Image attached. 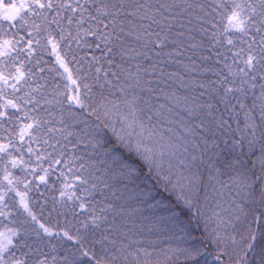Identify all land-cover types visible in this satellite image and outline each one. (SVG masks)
I'll use <instances>...</instances> for the list:
<instances>
[{"label":"snow or ice","instance_id":"1","mask_svg":"<svg viewBox=\"0 0 264 264\" xmlns=\"http://www.w3.org/2000/svg\"><path fill=\"white\" fill-rule=\"evenodd\" d=\"M49 46L73 87L38 82ZM54 171L99 231L88 264H264V0H0V218L18 197L38 223L27 193ZM21 235L0 230V264H28Z\"/></svg>","mask_w":264,"mask_h":264},{"label":"trees","instance_id":"2","mask_svg":"<svg viewBox=\"0 0 264 264\" xmlns=\"http://www.w3.org/2000/svg\"><path fill=\"white\" fill-rule=\"evenodd\" d=\"M36 60L40 61L39 67L45 69L43 73L44 78L39 79L38 82L44 83L45 80L48 82L49 89H46V91L57 85L61 91L64 90L65 86H68L69 88L73 87L68 82L66 75L61 77L56 72L49 71V69L54 66L57 68L59 67L56 63V56L52 52L50 46L47 51L41 50L39 52V54L32 61L33 65ZM69 67L73 69L75 68L74 65H70ZM35 71L38 73L39 69H35ZM60 71L62 72L63 69H60ZM167 71L183 70L177 65H171L167 68ZM94 91H98V89H94ZM45 167H47V164H45ZM16 174L20 175L18 170L16 171ZM57 175L58 171H54L48 177L47 185L39 184V187H37L38 182L33 183L31 191L27 193L30 200L31 210L36 215L38 223L32 222L30 217L26 218V214L23 213V209L19 207V198L17 197L15 205L11 208V215L0 218V230H4L6 228H19L21 230L22 235L15 241V243L20 245V247H18L15 251L18 257L21 259H27L28 264H35L36 261L42 258L41 254L46 256L49 261H52L53 258L60 261L67 257L69 261L78 260L80 261V264H88V257L81 256V252L83 250H88L90 254L95 253L97 258L104 255L101 245L95 243V241L99 239V231H97L94 235L91 231L88 233L84 232L81 227V222L86 218L88 213L81 214L78 203L76 204L75 209H73L71 203L63 209L59 208L56 202L60 198L59 189L62 186V180H57ZM206 177L207 172H205V178ZM222 177L225 180L228 179L227 175ZM211 185L212 184H209V187H211ZM20 191H24L23 186L20 187ZM11 195L15 196V193H12ZM105 195L110 196V193H106ZM103 199L104 197L97 193L91 203L96 204V201H101ZM229 199L230 197L228 196L225 198L224 202H228ZM11 203L12 202L10 201V204ZM118 203H123V201ZM100 206L101 205H97V210ZM5 211L8 212V209H5ZM144 214L148 215L147 212ZM113 219V214L109 213V222H112ZM115 220L117 224H122L124 223L125 218L117 216L115 217ZM40 223H43L46 227L52 228L55 232H61V236H47L43 230L39 228ZM136 223H139V220H137ZM103 227H107V225H104ZM144 227H149L148 222H144ZM62 230H67L72 235H76L79 230L80 235L84 237L81 241L83 248H81V244L62 238ZM37 233H39V235H37ZM197 235H199V233H197ZM151 238L155 239V236ZM165 243H167V241L158 242V246L163 247ZM207 252L214 255L215 250L209 246L207 248ZM212 258V255L204 257V259L208 260H211ZM182 261L183 257L177 261V264H182Z\"/></svg>","mask_w":264,"mask_h":264},{"label":"rangeland","instance_id":"3","mask_svg":"<svg viewBox=\"0 0 264 264\" xmlns=\"http://www.w3.org/2000/svg\"><path fill=\"white\" fill-rule=\"evenodd\" d=\"M220 179L221 180H225V179H223V177L220 178ZM217 189H218V186H214V185L213 186L211 185V187L208 186L207 192L205 193V192L202 191V195H207L208 196V198H209V204L210 205L212 204L211 206L215 207L217 201L219 200V201H221L222 209H227L228 202L227 201L224 202V200H225V198H227L229 196V193H228L227 190H225L224 196L221 197L219 195V192H218ZM232 195H235V189L232 190ZM224 204L227 205V206H225Z\"/></svg>","mask_w":264,"mask_h":264}]
</instances>
